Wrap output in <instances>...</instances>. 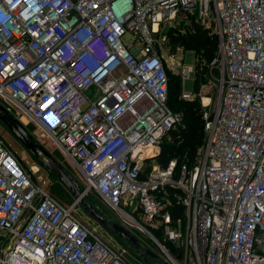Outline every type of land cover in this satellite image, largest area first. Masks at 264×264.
<instances>
[{"label": "built area", "instance_id": "obj_1", "mask_svg": "<svg viewBox=\"0 0 264 264\" xmlns=\"http://www.w3.org/2000/svg\"><path fill=\"white\" fill-rule=\"evenodd\" d=\"M184 12L213 21L219 50L208 84L181 98L208 103L215 85L217 99L194 167L172 159L148 172L183 122L155 36ZM0 104L49 138L167 264H264V0H0ZM78 205L48 192L0 136V264H131Z\"/></svg>", "mask_w": 264, "mask_h": 264}, {"label": "rangeland", "instance_id": "obj_2", "mask_svg": "<svg viewBox=\"0 0 264 264\" xmlns=\"http://www.w3.org/2000/svg\"><path fill=\"white\" fill-rule=\"evenodd\" d=\"M197 16L192 12H184V14H180L175 20L172 22H168L164 24L155 38L159 43L157 44V50L165 57L167 60V65L169 67V75L170 79L180 78L182 83L181 92L188 94L195 93V80L194 78H188L183 80L181 76L177 73L180 71L181 64L184 65L185 68H191L192 70L196 65V54L192 51L185 50L182 46L173 45L171 43V39L169 37L170 32H177L175 29H182V34H185L187 30L191 29L190 27L196 22L201 23L207 29H211L213 32L215 30V25L213 21L205 20L204 24L199 21L197 22ZM172 35V34H171ZM130 36L125 38L126 42L130 41ZM208 83H205L206 85ZM211 92V93H210ZM210 99H208V103L203 104L200 97H197L194 101L198 100L202 105L203 110H212L215 105L217 99V88L215 85L210 86L207 89V93L209 94ZM199 94V93H197ZM89 95L96 99L100 96L96 89H92L89 91ZM182 99V98H181ZM183 100V99H182ZM209 104V105H206ZM181 126H178L171 134L164 138L160 149L156 151V153L161 154V150L163 146L167 144H172L174 142L173 135L176 131H179ZM30 134L34 137L35 141L43 146L51 156H53L58 162H60L70 173L74 176L82 185V188H86L85 178L81 171L77 169V167L68 160V158L52 143V141L45 137L43 133L33 124L31 123L29 127L26 128ZM175 132V133H174ZM0 136L4 139V141L10 146L15 156L19 161L27 169H33L36 172V177L46 184L48 192L61 200L64 204L70 206L74 203V198L71 196L68 189H66L58 180L55 174L49 173L43 167H41L35 160V158L22 146V144L13 137L8 129L0 123ZM201 147L196 155V160L199 157L200 152L202 151ZM160 151V152H159ZM188 153V151H186ZM156 155L154 159L148 160L146 163L148 172L151 171V168H163L161 165V159ZM187 156V155H184ZM88 200L89 202L98 210V212L104 217V219L112 224L118 223L120 224L119 218L115 214V212L101 199V197L97 194V192L93 189L88 190ZM75 213L78 217L88 224L90 227L94 228L99 235V237L108 245L113 247L116 250H119L124 253L125 257L131 264H146L141 258L140 255L134 250V248L125 240L117 237L116 235L109 232L103 226L99 225L93 218H91L86 211L78 205L75 208ZM131 232L136 236V238L141 242V245L144 249L150 250L158 255L161 259L165 256L162 247L155 242V240L148 235L136 228H131ZM153 234L157 237V239L167 248L169 253L173 258H180L181 254L178 249H175V245L171 241H166L165 236L162 232L152 230ZM148 260L151 264H158L155 259L148 257Z\"/></svg>", "mask_w": 264, "mask_h": 264}, {"label": "trees", "instance_id": "obj_3", "mask_svg": "<svg viewBox=\"0 0 264 264\" xmlns=\"http://www.w3.org/2000/svg\"><path fill=\"white\" fill-rule=\"evenodd\" d=\"M191 29L182 34V29L170 32L169 37L173 45L182 46L187 51L195 52V88L197 92L200 87L207 83L209 67L218 55L219 38L211 29H207L201 23H194ZM172 34V35H171ZM169 106L174 112L183 114V122L179 131L173 135L174 142L163 146L161 154V165L166 167L172 159L178 160L179 169L187 164L189 168L194 167L198 150L205 145L206 132L203 119V108L198 100L186 101L181 99L180 78L170 79L169 71ZM173 132V131H172ZM171 132V133H172ZM188 151V153L186 152ZM187 155V156H184ZM174 219L183 217L182 206L176 205L171 209Z\"/></svg>", "mask_w": 264, "mask_h": 264}, {"label": "water", "instance_id": "obj_4", "mask_svg": "<svg viewBox=\"0 0 264 264\" xmlns=\"http://www.w3.org/2000/svg\"><path fill=\"white\" fill-rule=\"evenodd\" d=\"M0 123H2L8 129L10 134L22 144L41 167L49 173L57 176L59 182L69 190L71 196L74 198V202L79 204L91 218L99 223V225L103 226L117 237L125 239L146 264H151L148 257L155 259L158 264H167L154 252L144 249L141 242L130 230L126 229L121 224L107 222L98 210L89 202V194L85 188H82L81 183L72 176L60 162L51 156L43 146L38 144L26 127L1 104Z\"/></svg>", "mask_w": 264, "mask_h": 264}, {"label": "crops", "instance_id": "obj_5", "mask_svg": "<svg viewBox=\"0 0 264 264\" xmlns=\"http://www.w3.org/2000/svg\"><path fill=\"white\" fill-rule=\"evenodd\" d=\"M194 80H195V78H194ZM204 85V84H203ZM202 85V86H203ZM202 86L200 87V89H199V91L197 92V90H196V88H195V93L197 94V93H199L200 91H201V88H202ZM182 90V89H181ZM183 92V91H182ZM84 176V175H83Z\"/></svg>", "mask_w": 264, "mask_h": 264}, {"label": "bare ground", "instance_id": "obj_6", "mask_svg": "<svg viewBox=\"0 0 264 264\" xmlns=\"http://www.w3.org/2000/svg\"><path fill=\"white\" fill-rule=\"evenodd\" d=\"M33 170V169H32ZM36 173V172H35Z\"/></svg>", "mask_w": 264, "mask_h": 264}]
</instances>
